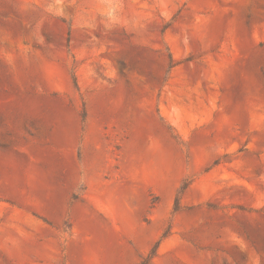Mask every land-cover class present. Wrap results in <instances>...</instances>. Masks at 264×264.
I'll use <instances>...</instances> for the list:
<instances>
[{
    "label": "rangeland",
    "instance_id": "374dc122",
    "mask_svg": "<svg viewBox=\"0 0 264 264\" xmlns=\"http://www.w3.org/2000/svg\"><path fill=\"white\" fill-rule=\"evenodd\" d=\"M0 264H264V0H0Z\"/></svg>",
    "mask_w": 264,
    "mask_h": 264
}]
</instances>
